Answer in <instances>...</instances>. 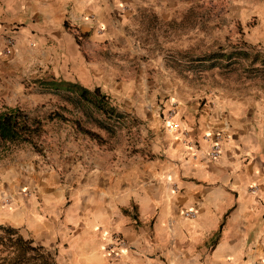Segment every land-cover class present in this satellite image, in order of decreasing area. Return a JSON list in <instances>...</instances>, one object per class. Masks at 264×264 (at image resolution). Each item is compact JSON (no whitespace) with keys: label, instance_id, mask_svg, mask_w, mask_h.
Instances as JSON below:
<instances>
[{"label":"crops","instance_id":"0c3cea01","mask_svg":"<svg viewBox=\"0 0 264 264\" xmlns=\"http://www.w3.org/2000/svg\"><path fill=\"white\" fill-rule=\"evenodd\" d=\"M126 3L0 0V74L28 76L72 57L82 68L78 38L96 50ZM239 5L238 20L255 21L247 39L264 43V0ZM207 97L198 114L192 104L175 116L192 147L165 133L158 156L122 170L90 152L41 170L30 159L0 160V223L53 249L57 264H264V99ZM113 234L124 245L110 247Z\"/></svg>","mask_w":264,"mask_h":264},{"label":"rangeland","instance_id":"374dc122","mask_svg":"<svg viewBox=\"0 0 264 264\" xmlns=\"http://www.w3.org/2000/svg\"><path fill=\"white\" fill-rule=\"evenodd\" d=\"M239 7V0H127L125 15L116 14L108 28L111 35L97 41L96 50L84 37L78 38L82 68L75 66L72 57L28 76H8L9 71L0 74V111L19 107L41 124L31 142L0 144V160L30 159L41 170L61 166L68 161V153L80 152L76 157L85 161V153L90 152L91 157L97 154L108 166L119 165L122 170L133 160L158 156L168 133L160 109L171 102L185 118L187 106L194 104L198 114L207 96L217 92L264 99V65L260 62L252 66L246 62L231 72L197 68V58L220 47L244 48L250 56L264 54V43L247 39L255 21L241 23ZM52 79L77 82L90 90L99 87L123 113L122 118L103 116L110 129L98 127L75 110L63 93L42 91L41 82ZM13 228L15 236L43 246L29 232ZM0 236L6 237L1 229ZM44 248L55 257L53 249ZM11 251L7 244H0V261Z\"/></svg>","mask_w":264,"mask_h":264},{"label":"trees","instance_id":"16d2710c","mask_svg":"<svg viewBox=\"0 0 264 264\" xmlns=\"http://www.w3.org/2000/svg\"><path fill=\"white\" fill-rule=\"evenodd\" d=\"M256 53L250 56V52L244 48H233L225 50L220 47L218 50L197 58L199 70H210L214 68L227 69L230 71L238 66H252L257 62L264 65V54ZM225 71V70H224ZM42 91L62 94L66 101L75 110H80L82 115L90 117V120L98 127L110 129L106 126L103 116L109 119L119 120L123 113L118 112L112 105L110 97L101 91L99 87L92 90L77 82L67 80L42 81ZM92 110L99 115L94 116ZM76 118V122L79 123ZM41 127L37 119L31 118L19 107L8 108L0 111V144L22 143L30 141L34 134H37ZM6 237L1 238L0 244L11 248L12 254L6 256L0 264H56L54 254L45 249L42 245L32 244V240L16 235L17 230L13 227L0 226ZM4 238V239H3Z\"/></svg>","mask_w":264,"mask_h":264},{"label":"built area","instance_id":"2783aa9c","mask_svg":"<svg viewBox=\"0 0 264 264\" xmlns=\"http://www.w3.org/2000/svg\"><path fill=\"white\" fill-rule=\"evenodd\" d=\"M14 40L12 38V36H4L3 38V46H2V50L4 53L8 54L11 52L12 46H13ZM162 110L160 113V117H161V121H162V125L163 128L165 129L166 132L170 133V134H176V135H180L183 138V143L186 146L192 147V142L189 141L187 139V130L182 127L180 121L175 119V116L177 114V110L175 108V106L172 105L169 106L166 109H160ZM207 155L209 156L210 159L212 160H216L219 158L220 156V144L219 141L217 139H215L214 141H212L210 143V148L207 152ZM5 200H9V197L5 198ZM184 215L186 216H193L194 212L192 210H186L184 212ZM115 242H117L119 245H124V240L121 238L120 235L118 234H113L112 235V241L110 243V247H112Z\"/></svg>","mask_w":264,"mask_h":264}]
</instances>
